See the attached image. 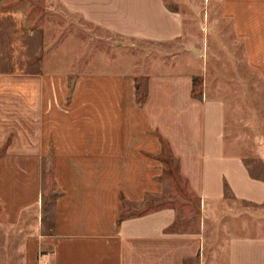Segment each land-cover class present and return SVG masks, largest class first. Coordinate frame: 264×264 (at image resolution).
<instances>
[{
	"label": "crops",
	"instance_id": "0c3cea01",
	"mask_svg": "<svg viewBox=\"0 0 264 264\" xmlns=\"http://www.w3.org/2000/svg\"><path fill=\"white\" fill-rule=\"evenodd\" d=\"M46 1L118 38L117 50L185 36L183 15L166 0ZM212 1L264 83V0ZM26 20L0 2V222L21 241L20 264H204L205 224L226 200V183L234 200L264 204V179L228 133L236 96L214 88L208 68L194 71L195 58L187 71L140 75L107 67V50L81 63L73 48L71 59L66 51L48 58L43 20ZM194 51L206 66L207 51ZM47 160L56 195L45 202ZM174 161L200 202L196 230H181L173 205L129 212L165 192ZM223 252L219 264H264V234L231 235Z\"/></svg>",
	"mask_w": 264,
	"mask_h": 264
},
{
	"label": "rangeland",
	"instance_id": "374dc122",
	"mask_svg": "<svg viewBox=\"0 0 264 264\" xmlns=\"http://www.w3.org/2000/svg\"><path fill=\"white\" fill-rule=\"evenodd\" d=\"M0 2L6 5L7 9L22 11L28 25L38 22L40 24L43 20L44 49L48 58L66 51L71 59L73 53L70 49L73 48L72 51L82 52L80 55L82 59L78 60L81 63L87 61L89 55L96 54L92 52L105 53L107 50V56L111 58L107 67L140 75L144 74L143 69L152 72L187 71L190 58H195L201 64L203 62L196 57L194 50L198 48L202 52L207 51L206 66L200 64L197 68L195 65L194 71H202L204 68L205 72L208 68L205 76L208 82L214 83V88H220V92L224 93L228 100L232 98L233 101L236 96L237 100L230 102L228 106L230 112L236 111V120H233L236 123H233L232 128L231 126L228 128V133L231 138H237L242 154L250 161L249 168L252 174L264 179V83L259 80L257 72L250 70L246 65L242 44L236 39L231 22L222 16L218 2L166 0L171 9L183 15L184 38L173 43L138 42L135 48L125 47L118 50L114 47L118 38L106 36L104 32L95 30L78 17L69 16L58 4L55 6L46 0H0ZM186 46H193L194 49L190 51ZM87 49L89 52L84 53ZM196 77L201 80L203 74L198 72ZM138 78L145 93L147 77L143 75ZM201 85L197 89H202ZM28 87L29 85H13L14 90L18 91ZM5 151L6 148H0V154ZM170 168L173 170L172 174L166 170L163 175L165 192L159 196L152 195L146 202L136 205L135 208L131 207L129 212L140 213L173 205L178 210L177 222L181 225V230H196L201 215L200 202L197 197L190 194L187 181L181 174L179 161ZM51 174V162L47 160L44 164L45 202L48 199L53 201V195L54 197L56 195ZM50 206L51 200L48 209ZM213 215L214 219L208 220L205 224L204 264H219L225 258L223 251L231 235L264 234V204L236 201L233 195L229 194L217 212L208 216L212 218ZM3 226L0 222V264H20L17 252H20L21 241ZM188 264L200 262L192 259Z\"/></svg>",
	"mask_w": 264,
	"mask_h": 264
},
{
	"label": "trees",
	"instance_id": "16d2710c",
	"mask_svg": "<svg viewBox=\"0 0 264 264\" xmlns=\"http://www.w3.org/2000/svg\"><path fill=\"white\" fill-rule=\"evenodd\" d=\"M193 82H194V89H197V87H200V85H201V83H202V80H199V78L198 77H194V79H193ZM200 91H201V89H199ZM171 167V166H170ZM169 167V172L172 174V169ZM255 176V175H254ZM256 177H259V176H256ZM174 180H176L175 178H174ZM178 188H179V186H178ZM232 195V192L230 191V188H229V186H228V184L226 183V186H225V196H227V195ZM147 201V200H146ZM127 215V213L126 214H124V216H126ZM123 216V217H124Z\"/></svg>",
	"mask_w": 264,
	"mask_h": 264
}]
</instances>
